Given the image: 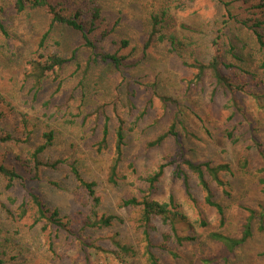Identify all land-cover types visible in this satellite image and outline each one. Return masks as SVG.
I'll return each mask as SVG.
<instances>
[{"label": "rangeland", "instance_id": "obj_1", "mask_svg": "<svg viewBox=\"0 0 264 264\" xmlns=\"http://www.w3.org/2000/svg\"><path fill=\"white\" fill-rule=\"evenodd\" d=\"M50 1L71 9L84 7L88 2ZM259 1L235 5L234 14L240 19L249 18L250 14L259 17L263 9H254ZM97 2L102 10L94 34L97 53L118 50L120 56L129 57L134 66L129 69H117L111 63L87 66L89 52L79 48L74 60L65 65L59 77L55 81L53 77L45 81L41 91L34 94L24 80V71L28 61L36 56L39 41L48 26L47 17L41 10L17 13L12 0H0V23L5 32L3 34L0 30V95L16 111L0 124V134L26 138L19 144L0 143V163L7 166L16 164L17 170L28 179L30 176L16 158L28 159V154L41 143L42 134L53 132V143L40 155V159L48 163L62 160L64 164L56 170L40 171L39 179L29 181V178L26 187L39 194L47 206L56 208L70 222L72 232L42 231L40 225L31 227L32 213L23 219L14 217L11 220L0 208V254H4L0 258L4 256V264H147L141 255L146 243L138 223L139 211L124 208L121 202L149 194L159 202H167L172 197L193 228L189 231L188 225L178 224V233H193L197 237L195 243L181 248L170 241L168 250L177 257L166 251L159 252L156 248L162 241L161 237L171 235V231L156 219V230L150 233V240L159 264H264V220L259 217L252 222L251 238L232 253L208 239V234L213 232L240 236L248 217L245 209L264 207V191L258 185V179L264 174L260 172L263 160L261 149L254 147L261 144L264 154V101L236 94L233 98L241 109L228 122L232 112L228 109L229 95L218 93L212 96L209 77L196 83L195 71L186 66V63L210 58L211 42L224 20L222 6L217 0H194L192 8L180 12L169 7V0ZM161 11H167L162 32L183 40L184 46L171 51L165 43L153 41L143 55V45L151 30L150 17ZM103 32H109V35L101 38ZM53 38L59 42L58 51L65 58H69L71 51L81 45L80 35L64 27H56ZM121 41L127 42L123 49H120ZM53 44V41L48 43L49 50L55 49ZM220 44L225 46L223 52L231 45L240 58L250 61V54L255 55V59L256 55L259 58L253 49L252 37L235 24L224 30ZM223 54L225 63L242 66L229 53ZM224 71L235 76L232 69ZM129 94L133 95V107L128 105ZM112 101L116 102L117 115L123 120L125 129V148L119 166L121 180L116 186L107 183L111 148L98 153L96 146L104 121L100 116L97 120V109ZM112 110L110 107L106 110L110 118V146L117 124ZM173 123L182 157L193 162L230 165L232 175L226 177L230 183V197L225 198L220 190H215L216 201L225 208V223L221 228L218 215L205 205L193 177L190 182L194 202L186 197L181 180L173 176L174 165L165 167L163 177L151 194L147 191V183L143 179L160 165L174 161L176 153L173 138L153 148L148 145ZM225 128L235 129L236 143L224 138ZM243 158L250 162L248 174L239 169V160ZM70 166H74L85 181L94 182L96 192L103 199L96 219L90 218V224L109 216L120 219L121 223L115 220L108 227L84 225L91 199L77 186ZM49 182L57 183L59 189L50 186ZM25 196L26 191L18 182L6 190L0 179V204H10L14 211L26 200ZM201 219L207 223L205 228L198 227L197 222ZM113 241L132 246L137 254L123 255L116 250ZM50 243L53 253L48 250ZM88 243L94 248H86Z\"/></svg>", "mask_w": 264, "mask_h": 264}, {"label": "trees", "instance_id": "obj_2", "mask_svg": "<svg viewBox=\"0 0 264 264\" xmlns=\"http://www.w3.org/2000/svg\"><path fill=\"white\" fill-rule=\"evenodd\" d=\"M255 0H217L222 6L223 18L221 27L218 29L216 36L211 42L212 54L207 61H194L191 64H187L189 68L195 71L194 82H200L206 76L209 77L212 83V96L220 93L229 95L228 109H232L230 116L227 118L229 122L236 112L240 111L241 107L234 100L236 94H244V96L251 97L254 101H264V0H260L258 4L254 6V9L261 10L259 17H255L250 14L251 17L246 19H240L234 14V8L237 4H247ZM13 9L17 13H22L26 10L35 11L41 10L47 17L48 26L43 33L36 51V56L28 61L27 68L24 71V80L30 87V91H34V94L41 91L45 81L53 77V80L59 77L62 69L65 65L73 61L79 48H84L89 52L86 60L87 66L98 63H111L117 69H129L134 66L133 61L126 56H120L119 51L113 53H97L96 42L94 34L98 28V23L101 18V6L97 0H88L84 7L78 6L73 9L66 8L62 3H54L50 0H12ZM194 0H169V7L176 11L183 12L186 8H192ZM252 9V8H251ZM167 11H161L159 14H153L150 17L151 30L148 34V38L143 45V55H145L149 46L154 42L165 43L169 46L171 51H177L184 46V41L176 39L172 35H168L162 32L165 29L164 21ZM235 24L241 29H244L252 37L255 47L253 48L259 54H250L251 60L247 58H240L235 55L233 46L230 45L226 52H223L222 39L224 37V30ZM64 27L78 33L81 38V45L71 51L69 58L63 57L58 48L59 42L53 38V32L56 27ZM0 30L5 34L3 26L0 23ZM109 35V32H103L100 37L105 38ZM6 36V35H5ZM53 41L55 49L49 50L48 43ZM120 49L126 47L127 42H120ZM230 54L234 61L239 62L242 66L234 65L232 63H225L224 54ZM249 61L248 65H245ZM233 70L232 73L235 76L227 74L224 70ZM237 73V76H236ZM241 78V79H240ZM255 84V85H254ZM251 88V86H253ZM128 105L133 107L132 98L133 95H128ZM118 101V95L115 97ZM262 100V101H261ZM115 101L111 104H103L102 108L97 109L96 118L104 117L102 123V130L99 142L97 143V152L101 153L111 148V162L109 172L107 176V183L112 186H116L121 180L119 176V166L122 162L124 148H125V129L123 120L117 115V107ZM112 110V115L115 117L117 124L113 132V142L111 146L108 143L109 137V123L110 118L107 116V108ZM15 108L12 104L2 95H0V124L6 122L9 117L15 113ZM24 121V118L22 119ZM96 120V121H97ZM175 124L173 123L166 132L160 134L156 140L149 143V148L159 146L163 141L173 138L176 146L175 159L165 165H160L157 170L150 176L143 179L147 183V191L150 194L155 190L156 185L163 177V171L167 165H174L173 176L180 179L183 185V190L188 199L194 202L191 190V177L196 183V187L203 195V201L205 205L214 210L219 217V228L224 226L225 213L224 207L216 201L215 190H220L223 197H230V183L226 179L227 176L231 177V168L229 164H212L210 162H193L182 157L181 146L178 145L177 134L174 131ZM25 130V122H24ZM234 128L223 131V136L227 141L236 143L237 138L234 136ZM54 140L53 132H44L41 136V143L34 148L29 154L28 159L22 161L21 158H16L21 162V167L29 175V181H37L39 179V172L45 169L56 170L60 165H63L62 160H57L52 163L43 162L40 159V155L45 153L48 148L51 147ZM25 139L21 137H14L10 133L0 134V143H24ZM255 149L260 150L261 159L263 160V166L260 172H264V154L262 152V145L255 144ZM250 162L246 159L239 160V169L243 174H248ZM71 175L77 186L85 191L89 199H91V205L89 209V216L84 222L85 226L94 225L98 227V224L103 227H108L113 221L117 220L121 223L120 219L116 217L100 218L90 224V218L96 219L97 209L101 205L103 199L98 192H96V184L94 182L85 181L77 169L74 166H70ZM25 174H21L16 167V164L7 166L0 163V179L3 180L6 190L13 188L14 183L18 182L20 186L26 191V200L24 199L21 204L13 211L10 208V204H0L1 210L6 217H10L11 220L16 217L23 219L28 213H32V226H41L42 231L57 230L65 231L68 234H72L70 230V222L65 220V217L61 216L60 212L55 208L47 206L41 196L37 194L32 188L29 190L26 187ZM258 179V185L262 186L264 191V174ZM49 185L55 189H59V185L55 182H49ZM213 185V186H212ZM13 204V201L11 202ZM121 205L124 208H131L139 211L138 223L142 229V236L145 241L143 247L142 256L145 257L147 264H159L157 257L152 249L154 245L150 240V233L156 230L154 222L156 219L160 220L162 225L168 226L171 235L163 236L162 241L156 248L159 252H169L173 257H177V254L168 250L167 244L173 241L177 247H183L189 243H195L197 241L196 235L189 233L188 235H181L177 231V225H188L189 231H192V224L188 222L187 217L181 211L180 206L175 200L170 197L167 202H159L150 197L149 194H144L140 199L135 197L123 199ZM248 213L244 224L241 228V235L237 237H231L220 232H213L208 234V239L211 242L221 245L228 253H232L235 249L243 246L249 238L252 236V222L255 218L259 217L260 220H264V207L259 206L256 210L245 209ZM263 224V221L260 222ZM198 227L205 228L207 223L201 219L197 222ZM263 229V226L260 227ZM171 236V237H170ZM113 245L118 252L123 255L134 256L137 254V250L132 246H123L119 241H113ZM86 248H94L90 243L85 244ZM50 253H53L52 243L48 248ZM4 255V254H0ZM4 256H2L3 258ZM0 258V264H4L3 259ZM89 264V263H88Z\"/></svg>", "mask_w": 264, "mask_h": 264}]
</instances>
